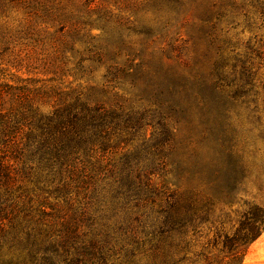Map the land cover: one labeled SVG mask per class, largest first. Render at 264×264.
Here are the masks:
<instances>
[{"label":"rangeland","instance_id":"obj_1","mask_svg":"<svg viewBox=\"0 0 264 264\" xmlns=\"http://www.w3.org/2000/svg\"><path fill=\"white\" fill-rule=\"evenodd\" d=\"M206 12L218 23L215 45ZM142 60L184 73L220 64L227 95L235 96L225 103L240 161L233 178L213 182L207 167H223L226 156L199 143L198 128L183 121L173 128L176 140L157 147L155 106L126 73ZM79 96L114 111L92 144L74 139ZM0 111L12 129L0 156L11 163V188L23 203L69 219L77 240L96 236L107 264H156L162 206L176 192L195 207L186 226L195 258L218 232L264 221V0H0ZM168 158L185 170L168 164L162 178L158 162ZM151 168L159 173H143ZM3 251L0 264H31L25 247ZM245 263L264 264V228Z\"/></svg>","mask_w":264,"mask_h":264},{"label":"trees","instance_id":"obj_2","mask_svg":"<svg viewBox=\"0 0 264 264\" xmlns=\"http://www.w3.org/2000/svg\"><path fill=\"white\" fill-rule=\"evenodd\" d=\"M206 15L205 33L209 42L215 45L218 40V23L211 20L209 12H206ZM166 24L167 22L163 24V28ZM202 31L204 33V26ZM221 49V45H217L219 52ZM152 65L146 68L142 60L136 64L134 70L126 73L131 76L133 85H140L141 92L148 93L151 103L155 106L151 110L158 117L163 135L162 139L158 140L157 147L164 149L168 141H175L176 133L173 128L183 121L192 128H198L199 143L205 146L211 142L210 145L226 156L223 167L218 168L217 164L207 167L209 176L214 178L213 182L221 175L225 176V180L233 178L234 170L240 161L235 154L237 139L233 134L225 103L230 99L234 100L235 96L227 95L228 90L223 83L220 64L215 61L210 73H206L201 67H192L188 73H184L165 67L161 61ZM141 76L142 83L139 84ZM113 112L99 104L92 107L86 99L79 96L74 104V139L92 144V137H102L115 121ZM9 124L10 120L0 111V143L11 133ZM117 124L118 122H115V125ZM193 136L194 133L190 131L188 139L191 141ZM47 154L51 156L52 152L48 151ZM170 158L158 162L162 178H165V174H168L173 166L179 171V175L185 170L183 164L173 162ZM168 164L173 166L168 168ZM10 165L8 160L0 156V181L3 179V182H0V259L7 255L3 248L11 250L19 245L28 250L27 256L31 264H107L104 246L96 236L89 240H77L78 235L72 234V222L69 219L51 214L43 208L44 206L34 208L26 205L23 203V194L14 195L11 188L14 172ZM143 173L147 176L155 175L159 173V168L144 170ZM187 200L178 198L177 193L173 192L170 198H167L165 206H162L165 207L163 212L166 216L158 222L159 228L155 233L156 264H246L245 256L249 245L259 236L264 228V221L260 224H249L248 231H245L248 223L241 221L232 234L218 232L212 240H208L204 249L192 258L189 255L191 241L186 237V226L190 223L191 211L195 210V207L190 203L186 205ZM254 210V217L259 219L261 216L258 212L261 209L258 207ZM55 217H58L57 221H62L63 233L55 232L57 226H60ZM174 232H179L180 239L176 238L177 234H173ZM58 247L63 249V253L58 252Z\"/></svg>","mask_w":264,"mask_h":264}]
</instances>
